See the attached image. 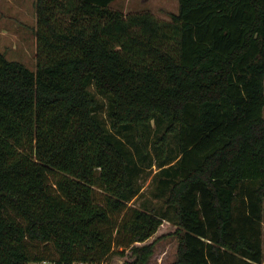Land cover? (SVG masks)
<instances>
[{
  "label": "trees",
  "instance_id": "obj_1",
  "mask_svg": "<svg viewBox=\"0 0 264 264\" xmlns=\"http://www.w3.org/2000/svg\"><path fill=\"white\" fill-rule=\"evenodd\" d=\"M113 1L35 0L36 69L0 49V264H147L165 220L175 264H263L264 0Z\"/></svg>",
  "mask_w": 264,
  "mask_h": 264
},
{
  "label": "rangeland",
  "instance_id": "obj_2",
  "mask_svg": "<svg viewBox=\"0 0 264 264\" xmlns=\"http://www.w3.org/2000/svg\"><path fill=\"white\" fill-rule=\"evenodd\" d=\"M110 6L125 13L149 10L160 18L170 19L171 13L179 10V0H114ZM36 25L35 0H0V49L9 59L21 61L32 69H36L37 65ZM91 89L95 90L94 86ZM97 95L104 99L100 93L97 92ZM102 114L106 116V110H103ZM157 170L155 164L151 170H145L140 174V190L129 202L130 205L139 206L145 197L153 198V202L158 205L162 204L161 199L152 195L155 189L153 175ZM174 229L175 226L165 220L157 233L147 240L151 242L157 239L154 254L147 264H175L178 238L171 235L165 236ZM37 247L41 249L43 245L39 244ZM46 248L50 249L51 253L54 251L51 245ZM128 258L131 257L127 251L125 255L113 254L105 262L119 264Z\"/></svg>",
  "mask_w": 264,
  "mask_h": 264
},
{
  "label": "built area",
  "instance_id": "obj_3",
  "mask_svg": "<svg viewBox=\"0 0 264 264\" xmlns=\"http://www.w3.org/2000/svg\"><path fill=\"white\" fill-rule=\"evenodd\" d=\"M36 264H56V263H54V262H52L50 260L45 259V260H43L41 262H37ZM75 264H86V263L78 262V263H75Z\"/></svg>",
  "mask_w": 264,
  "mask_h": 264
}]
</instances>
